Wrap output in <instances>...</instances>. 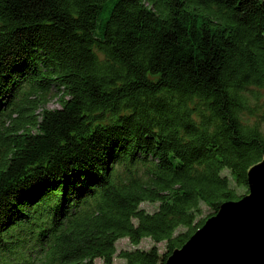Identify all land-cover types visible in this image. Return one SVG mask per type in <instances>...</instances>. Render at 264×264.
<instances>
[{"label": "trees", "instance_id": "trees-1", "mask_svg": "<svg viewBox=\"0 0 264 264\" xmlns=\"http://www.w3.org/2000/svg\"><path fill=\"white\" fill-rule=\"evenodd\" d=\"M263 125L264 0H0V264H165Z\"/></svg>", "mask_w": 264, "mask_h": 264}, {"label": "water", "instance_id": "water-1", "mask_svg": "<svg viewBox=\"0 0 264 264\" xmlns=\"http://www.w3.org/2000/svg\"><path fill=\"white\" fill-rule=\"evenodd\" d=\"M246 175L247 194L221 204L165 264H264V158Z\"/></svg>", "mask_w": 264, "mask_h": 264}, {"label": "rangeland", "instance_id": "rangeland-1", "mask_svg": "<svg viewBox=\"0 0 264 264\" xmlns=\"http://www.w3.org/2000/svg\"><path fill=\"white\" fill-rule=\"evenodd\" d=\"M59 107L60 106H59V103L57 102V97H54V96L51 97L45 105L46 109H57ZM262 129L264 130V125L262 126ZM224 174H227V172H224ZM141 207L149 212H152L155 209V205L150 204V203H143L141 204ZM202 210H203V216L208 214V210L206 209L205 206H203ZM152 245H153L152 241L146 238L141 241L138 248L143 249V250H148ZM116 248L118 252L121 250L133 249L132 245L128 242L127 239H122L118 241L116 244ZM157 248L159 249L160 254L165 252L164 243L157 244ZM96 264H102V262L98 260L96 261ZM113 264H126V262L118 257H115V259L113 260Z\"/></svg>", "mask_w": 264, "mask_h": 264}]
</instances>
